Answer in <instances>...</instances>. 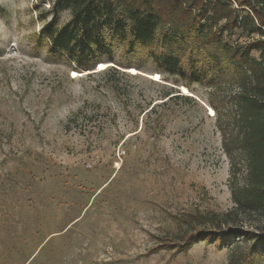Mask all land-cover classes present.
<instances>
[{"label": "rangeland", "instance_id": "obj_1", "mask_svg": "<svg viewBox=\"0 0 264 264\" xmlns=\"http://www.w3.org/2000/svg\"><path fill=\"white\" fill-rule=\"evenodd\" d=\"M51 4L0 0V264H233L231 244L179 239L234 205L221 94L119 43L88 70L48 55L36 36Z\"/></svg>", "mask_w": 264, "mask_h": 264}, {"label": "trees", "instance_id": "obj_2", "mask_svg": "<svg viewBox=\"0 0 264 264\" xmlns=\"http://www.w3.org/2000/svg\"><path fill=\"white\" fill-rule=\"evenodd\" d=\"M62 8L71 13L60 24ZM48 11L36 41L75 69H89L104 57L112 60L113 46L119 43L126 54L143 52L160 72L186 85L198 83L220 93L217 103L230 102L234 111L221 112L215 96L211 100L224 151L232 160L234 205L223 213L191 218L194 226L179 239L186 245L200 239L231 244L233 264H251L263 255L264 0H52ZM235 29L254 36L230 43L224 33ZM252 50L259 56H252ZM228 115L231 119L224 120ZM235 153L244 160L241 182Z\"/></svg>", "mask_w": 264, "mask_h": 264}, {"label": "snow or ice", "instance_id": "obj_3", "mask_svg": "<svg viewBox=\"0 0 264 264\" xmlns=\"http://www.w3.org/2000/svg\"><path fill=\"white\" fill-rule=\"evenodd\" d=\"M157 79H158V77H157Z\"/></svg>", "mask_w": 264, "mask_h": 264}, {"label": "water", "instance_id": "obj_4", "mask_svg": "<svg viewBox=\"0 0 264 264\" xmlns=\"http://www.w3.org/2000/svg\"><path fill=\"white\" fill-rule=\"evenodd\" d=\"M86 70H88V69H86Z\"/></svg>", "mask_w": 264, "mask_h": 264}]
</instances>
